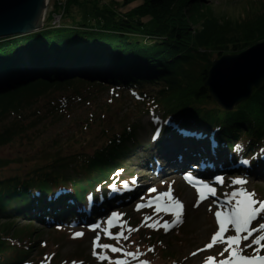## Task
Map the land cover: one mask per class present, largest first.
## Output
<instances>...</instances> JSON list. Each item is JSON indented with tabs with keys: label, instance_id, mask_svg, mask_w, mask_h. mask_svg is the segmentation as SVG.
Segmentation results:
<instances>
[{
	"label": "trees",
	"instance_id": "trees-1",
	"mask_svg": "<svg viewBox=\"0 0 264 264\" xmlns=\"http://www.w3.org/2000/svg\"><path fill=\"white\" fill-rule=\"evenodd\" d=\"M65 1L68 8L79 2ZM132 1L124 0V5ZM140 1L139 7L114 21L111 28L72 24L66 29L0 41V147L13 142L26 129L16 120L5 127L4 120L22 118L55 92L71 89L74 97L81 99L80 91L94 88L130 92L160 110L162 107L161 121L175 122L163 129L168 132L174 128L179 137L172 136L177 146L174 155H196L204 147L230 153L233 142H242L243 152L249 155L264 141V84L231 113H199L196 108L210 101L203 86L210 57L222 56L221 52L239 46L236 44H241L235 52L239 53L249 41L264 40V6L260 4L256 11L233 21L217 16L214 7L202 0ZM144 17L150 18L153 29L141 28ZM140 35L152 36V42L144 44ZM150 85L161 88L144 89ZM136 104L144 107L139 101ZM129 124H123L120 136L111 135L112 139L94 152L77 157L76 153L55 154L41 168L27 170L23 178L0 180L1 264L23 263L17 259H24L18 256L27 246L15 227L18 218L42 221L43 211L59 219L75 216L67 205L59 206L60 202L47 206L44 201H31L32 194L43 198L58 188H71L77 193L76 199L84 201L85 195L114 169L123 167L120 163L130 151V138L135 132ZM165 139L153 151L164 152ZM153 151L148 154L153 155ZM8 164V160L0 159V168ZM129 165L140 167L142 163ZM77 170L84 172L83 177L76 178Z\"/></svg>",
	"mask_w": 264,
	"mask_h": 264
},
{
	"label": "rangeland",
	"instance_id": "rangeland-1",
	"mask_svg": "<svg viewBox=\"0 0 264 264\" xmlns=\"http://www.w3.org/2000/svg\"><path fill=\"white\" fill-rule=\"evenodd\" d=\"M47 1L50 5L48 7V2H46L45 12L47 11V15L45 17L44 12L42 18L44 22H47V25H51L52 22L54 26L51 25V27L57 29V26H59V29H66L72 24H80L92 28L97 26L111 28L114 21L124 18L126 13L141 5L140 0L132 1L126 5H124V0H79L77 4L69 8L66 4V9L63 12L66 13V10L68 12L66 13V18H64L58 12L60 9L57 8L54 0ZM203 2L212 5L217 16L233 21H239L246 14L256 11L260 8V4L264 6V0H202L201 3ZM58 18H60L59 24H54L58 21ZM140 22L142 24L141 28L144 30H151L154 27L153 22L148 17L141 18ZM140 36L143 37L144 44L152 42V36ZM131 38L139 37L131 35ZM257 43L259 42L252 44L249 41L247 48ZM236 45L239 46L235 48L229 46V50L221 53L226 55L233 52L235 54L241 44ZM210 58V61L218 59L216 55ZM159 87L161 88L159 85H150L148 88L144 87V89L157 91ZM111 91L112 89L110 88L108 90H96V88L83 90L80 91L83 95L81 99L75 98L71 89L55 92L50 98L42 99L31 111L25 112L22 118L13 116L4 120L2 125H5V127H8L12 120H16L20 121L26 129L13 142L0 147V159L9 161L7 166L0 168V180L9 177L23 178L27 170L41 168L55 154L63 155L65 153L71 155L76 153L77 156L79 153L84 155L91 153L105 144L107 140L105 138L106 132H108L109 136L121 133L123 124L130 123L129 125L135 128V132L130 138L132 142L129 147L130 151L126 154L128 156H125L120 163L123 166L121 167L122 169L126 168L123 180L134 172L136 184L143 189L142 196L155 198V196H152L153 194L151 196L147 195V189L154 184L151 174L149 172H140V169L138 170L129 164L130 162L141 164L144 157L148 159L149 151L146 147L150 146L148 138L152 131L149 121L155 115L159 116L162 113L160 110H156L157 107L150 102L142 103L144 105L143 109L139 104L135 105V98L126 91ZM148 105L150 107L154 106L155 109L148 107ZM51 106L55 107V109L50 108ZM196 108L199 113L209 111L219 113L216 110L219 107L212 100L205 101L203 107ZM102 131H104L103 134L105 136L101 134ZM245 166H248V161ZM126 172H128V175ZM83 173L82 170H77L76 178L83 177ZM144 175H147L148 178H145ZM174 177L173 179L168 178L157 182L154 185V188L158 190L155 194L168 192L171 189L173 197L175 199L178 198L183 204V216L180 218L182 222H179L177 227L171 231L165 232V222H167L169 228L173 225L172 221L174 222L176 218L174 217L173 220L160 218L161 232L153 234L155 232L152 229L140 226L141 220L150 213L136 216L133 210H123L121 213L124 214V219L123 217L119 219L127 222L123 229L124 234L131 238L133 232L128 233L127 228L135 226L139 229L138 233L132 237L130 244L125 246L124 249L126 251L134 250V248L140 246L145 259L152 264H205L208 256L214 257L217 261L226 258L227 253L224 254V257L219 255L225 247L223 244L217 243L209 249H204V245L209 243L211 235L218 227L214 213L230 207L231 204L227 202H235V198L230 195L231 192H239L241 189L254 193L255 195L252 198L255 199L257 197V200H260L259 202H264V181L258 182L249 178L247 174L245 176L237 173L233 176V172L232 174L228 173L223 178V184L215 183L214 179L210 180L211 187L215 188V196L201 199L196 187H189L184 180L180 179V181L178 176ZM237 178L244 179L246 183L243 185L231 184V181ZM198 200V206H194L197 205ZM141 202L139 201L138 203ZM127 218L131 219V224L126 220ZM16 222H18L15 223L16 229L22 232V236L19 237L25 239L24 244L27 246L24 247L26 252L20 253L18 256H22L24 259H17L18 261L26 260L27 262L24 264H74V262L75 264L78 262L80 264H96L90 258L92 247L91 245L89 246V234H85L80 240H75L71 237L73 231L64 229V227L56 229L55 232L52 229H46L36 224H28L21 220ZM258 223H264V212L258 215V221H253L250 227H258ZM202 227L205 228L203 233ZM111 231L115 233L120 231V229L113 228ZM228 234H235L231 227H229L226 235ZM258 234V232H254L248 241L241 240L240 247L242 248L243 242L245 245L250 243ZM100 239L102 242L113 243L118 248L126 241L121 240L118 243L115 240L108 239L105 234L100 235ZM261 243H264V241H261ZM255 246H252V250L255 249ZM242 249L249 251V249ZM262 252L264 253V250ZM192 253H195V255H192ZM165 255L168 256L165 257ZM105 256L107 257V255ZM131 259L127 257L125 261L128 262ZM98 260L103 264H109L108 259Z\"/></svg>",
	"mask_w": 264,
	"mask_h": 264
},
{
	"label": "snow or ice",
	"instance_id": "snow-or-ice-1",
	"mask_svg": "<svg viewBox=\"0 0 264 264\" xmlns=\"http://www.w3.org/2000/svg\"><path fill=\"white\" fill-rule=\"evenodd\" d=\"M244 163H247L245 161ZM121 170H117V175ZM186 179H191L190 175H186ZM215 183L223 184V178L220 176L214 177ZM135 183V180L133 181ZM246 181L244 179H233L231 181V184L233 185H243ZM199 184L203 187L204 191H201L200 187H197V192L199 194V197L201 199L207 198L205 193L210 196H215V188L211 187L207 182L200 180ZM123 189L134 191V189L129 188V184L127 181L122 182ZM110 191L115 193L119 192L120 189L117 188V183L113 182L111 185H109ZM99 190V189H98ZM156 188H149L147 189V195L151 196L153 193H157ZM233 198H235V202H227L230 203L231 206L224 209L223 211H216L214 213L215 221L217 224V230L211 235L209 243H206L204 245V249L211 248L214 244H223L225 245L223 251L219 253L220 256L224 257V254L227 253V257L215 260L214 257L208 256L206 258L205 264H264V255H259L256 253H259L261 249H264V243H261V241H264V223H258V227H250L252 225L253 221H258V215L262 212H264V202H257L252 197L255 195L254 193H249L243 189H241L239 192L233 191L230 194ZM165 200L166 204H169L170 207H164L161 205L160 201ZM141 201H145L146 197L141 196ZM174 201V202H173ZM215 203V201H213ZM259 203V208L254 207ZM199 200L197 202L198 206ZM155 206V212L157 215L161 211L165 212L166 214H171L173 217L176 218V220L173 222V226L175 223L182 222L181 217L183 215V204L181 201L176 200L173 195L171 189L168 192L161 193L160 195L156 196L154 199H147L146 203H138L137 204V211H139L141 208L144 207H151ZM124 214L120 213L116 210H113L110 212V214L106 218V227L104 228V234L108 239L115 240L118 243L121 240H127L128 237L124 234V228L127 222L122 221V218ZM153 219V217H145V222L148 220ZM100 225L99 223L90 225L89 227L91 229H96ZM148 226L151 228H156L155 224H146L142 223L141 227ZM229 227L234 231V235L228 234ZM118 228L120 231H117L113 233L111 229ZM139 229H133L131 227L127 228L128 233H131L133 231H138ZM169 230L167 222L164 224V231L167 232ZM254 232H258L259 234L256 235L250 243L246 244L245 247L252 248L253 245H256L257 247L253 250L254 255L247 256L243 255V249L240 247L241 240L248 241L249 237L253 235ZM246 233V234H245ZM245 234V235H242ZM82 233L77 232L75 234L76 237L81 236ZM100 237L99 235L96 237V240L93 241V247L94 249L96 247H99L104 250H108L112 253H121L122 256L126 255L129 258L137 259L139 255V249H137V252H126L123 246L116 247L112 244H98ZM151 251V249H149ZM199 251V250H198ZM94 255H98V259L101 261L108 259L109 264H127V262L124 259H116L115 261H112L110 258L106 257L103 254H97L95 251L93 253ZM192 255H195V253H192ZM75 264V262H74ZM139 264H149L147 260H139Z\"/></svg>",
	"mask_w": 264,
	"mask_h": 264
},
{
	"label": "water",
	"instance_id": "water-1",
	"mask_svg": "<svg viewBox=\"0 0 264 264\" xmlns=\"http://www.w3.org/2000/svg\"><path fill=\"white\" fill-rule=\"evenodd\" d=\"M47 0H0V41L47 31L52 28L44 22ZM66 7V3H65ZM62 28V27H60ZM211 61L203 83L210 101L220 113H231L247 102L253 90L264 84V40L240 53L217 56ZM161 113H164L161 107Z\"/></svg>",
	"mask_w": 264,
	"mask_h": 264
},
{
	"label": "built area",
	"instance_id": "built-area-1",
	"mask_svg": "<svg viewBox=\"0 0 264 264\" xmlns=\"http://www.w3.org/2000/svg\"><path fill=\"white\" fill-rule=\"evenodd\" d=\"M54 3H56L57 8L60 9L58 12H60L61 15L64 16L65 13L63 11H65V0H54ZM49 5H50V3L48 2V7H49ZM46 15H47V11L45 12L44 16L46 17ZM59 20H60V18H58V21L54 24H59V22H60ZM51 25L54 26L52 22H51Z\"/></svg>",
	"mask_w": 264,
	"mask_h": 264
},
{
	"label": "bare ground",
	"instance_id": "bare-ground-1",
	"mask_svg": "<svg viewBox=\"0 0 264 264\" xmlns=\"http://www.w3.org/2000/svg\"><path fill=\"white\" fill-rule=\"evenodd\" d=\"M65 3H66V1H65ZM117 90V89H116ZM134 130H135V128H134ZM145 151H147V150H145ZM156 153H157V151H153V155H152V159H153V161H155V163H156V160L153 158V157H159V155L157 154L156 155ZM160 155H161V153H160ZM161 159H162V157H160ZM93 195H95V192H93ZM93 200H94V196H93ZM101 215H102V213H100ZM201 224V223H200ZM201 225H205V224H201ZM204 230H205V228L204 227H202V233L204 232ZM201 233V234H202Z\"/></svg>",
	"mask_w": 264,
	"mask_h": 264
},
{
	"label": "clouds",
	"instance_id": "clouds-1",
	"mask_svg": "<svg viewBox=\"0 0 264 264\" xmlns=\"http://www.w3.org/2000/svg\"><path fill=\"white\" fill-rule=\"evenodd\" d=\"M66 16H67V15L65 14V15H64V18H66Z\"/></svg>",
	"mask_w": 264,
	"mask_h": 264
}]
</instances>
